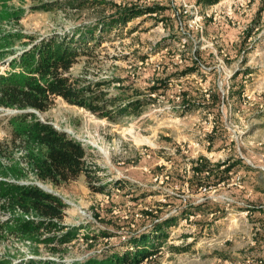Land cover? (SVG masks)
Returning <instances> with one entry per match:
<instances>
[{"label": "rangeland", "instance_id": "1", "mask_svg": "<svg viewBox=\"0 0 264 264\" xmlns=\"http://www.w3.org/2000/svg\"><path fill=\"white\" fill-rule=\"evenodd\" d=\"M58 2L61 6L57 0H0V73L41 39L69 41L78 37L76 29L126 5L156 6L162 10L143 13L114 31L97 27L91 52L69 71L86 81L117 80L104 89L108 98L136 94L144 105L113 119L60 97L44 112L31 110L83 143L88 164L101 176L92 184H105L103 192L90 189L84 175L59 186L38 180L31 160L41 156V147L32 140L11 143L8 118L19 110L0 106V181L34 183L67 205L63 218L53 219L57 230L41 228L26 237L8 227L17 219L42 218L0 198V224L6 228L0 229V264L100 260L129 248L141 228L168 216L175 219L163 228V246L149 259L154 264H257L243 259L264 236L260 220L245 210L257 209L250 207L254 191L257 206L264 205V0ZM41 3L56 7L37 9ZM193 65L198 72L185 73ZM238 159L250 168L240 164L237 185L221 184L206 194L212 211L207 201L202 210L209 214L184 213L188 200L197 203L199 196L189 190L194 167L221 171ZM116 181L126 188L120 190ZM183 196H189L187 202ZM83 234L98 237L85 240Z\"/></svg>", "mask_w": 264, "mask_h": 264}, {"label": "trees", "instance_id": "2", "mask_svg": "<svg viewBox=\"0 0 264 264\" xmlns=\"http://www.w3.org/2000/svg\"><path fill=\"white\" fill-rule=\"evenodd\" d=\"M217 1L209 0V3L213 4ZM60 3L57 0V5L61 6ZM55 7L51 3H41L37 9L51 10ZM158 10H162V8H156V6L139 8L126 5L120 10L102 17L94 25L76 29L78 31L77 38L71 37L69 41L62 40V38L58 40L53 36L41 39L39 43L13 57L9 64V71L0 73V106L19 110L8 118L11 143L21 140L30 143L32 140L41 147V156L31 160L38 180L59 186L66 181L84 175L90 189L104 191L105 184L98 186L92 184V180L101 181V176L98 174L99 168L88 164L87 150L83 143L66 132L54 128L48 121L41 120L31 110L44 112L56 97H60L70 104L85 107L108 119L138 112L140 107L144 105V100L137 98L136 94L130 97L117 94L108 98L104 89L117 80L86 81L81 76H72L69 71L77 62L78 57L88 55L91 52L92 48L89 43L94 45L97 40L94 33L97 27L102 32H111L134 17ZM193 66L185 73L198 72V66ZM235 161L226 165L225 169L221 171L209 165L195 166L194 170L197 174H192L189 185L190 192L198 191L200 186L218 188L221 182L227 183L232 175L240 171L236 168L240 164L250 168L245 161L239 159ZM115 183L120 190L126 188V184H122L120 181ZM5 194L7 195L4 196ZM4 197L15 202L24 213L35 212L42 218L39 221L17 219L15 226L8 227L10 233H20L26 237H31L41 228L47 232L57 230L60 226L53 219H62L67 207L60 196L45 191L34 183L14 184L0 181V198ZM207 201L209 202L208 206L205 205ZM187 205L189 209L184 210V213L192 211L194 214L207 215L209 212H205L202 208L207 206L208 211L213 209L212 202L207 198L197 203L189 199ZM249 209L246 208L245 210ZM162 216L164 214L157 218H162ZM174 219L173 216H168L150 223L141 228L130 240L129 248L117 250L116 253L100 260H87L85 264H154L149 259L152 258V255H156L159 247L163 246L161 237L166 236V231L163 228L173 223ZM260 222L264 229V220ZM0 229H6L4 224H0ZM68 234L69 232L65 233L61 237V241H65ZM103 235L105 237L109 233L106 232ZM82 236L85 240H94L98 237L97 234L90 236L83 234ZM262 242L264 243V236ZM173 248L177 251L186 249L183 246H174ZM260 250L264 251V247L259 246L253 251ZM18 264H35V262Z\"/></svg>", "mask_w": 264, "mask_h": 264}, {"label": "built area", "instance_id": "3", "mask_svg": "<svg viewBox=\"0 0 264 264\" xmlns=\"http://www.w3.org/2000/svg\"><path fill=\"white\" fill-rule=\"evenodd\" d=\"M252 166H254V164H252ZM261 168L264 170L263 166H261ZM240 179H241L240 173H235L234 175H232L230 180L227 182V185H237L240 182ZM221 184H225V182H221ZM212 189L215 190V188H212L211 186H207V187L206 186H200L198 188V191H197V192H199V196H197L196 202H201V201L205 200L207 197H210L206 194L209 193ZM188 197L189 196H183V201L187 202ZM229 202H235V201L231 199V200H229ZM243 261L246 263L256 262L257 264H264V254L261 256H259V255L258 256L247 255L243 259Z\"/></svg>", "mask_w": 264, "mask_h": 264}, {"label": "crops", "instance_id": "4", "mask_svg": "<svg viewBox=\"0 0 264 264\" xmlns=\"http://www.w3.org/2000/svg\"><path fill=\"white\" fill-rule=\"evenodd\" d=\"M257 192V191H256ZM253 192H249L248 194L249 195H251ZM255 194V191H254V193L252 194V196H251V198H250V201H251V206L250 207H252V209H254V208H257L255 211L254 210H251V209H249V210H247L249 213H252L251 215H254L253 217H255L256 219H259L260 221H263L264 220V205H262V206H257V204L255 203V200H257L258 198V196H256V195H254ZM259 207H261V208H259ZM263 207V208H262ZM252 211V212H251ZM262 224V223H261ZM262 247H264V243L262 242V245H261ZM254 249H252V252L250 251L249 253H247L246 254V256L247 255H254V254H256V255H258L259 253H255V252H263L264 253V251L263 250H261V251H253ZM252 253V254H251Z\"/></svg>", "mask_w": 264, "mask_h": 264}]
</instances>
